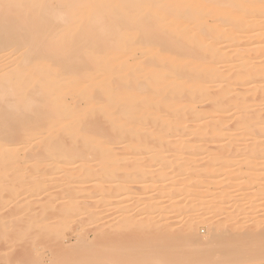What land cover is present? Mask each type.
<instances>
[{
	"label": "bare ground",
	"instance_id": "6f19581e",
	"mask_svg": "<svg viewBox=\"0 0 264 264\" xmlns=\"http://www.w3.org/2000/svg\"><path fill=\"white\" fill-rule=\"evenodd\" d=\"M252 38L255 49L244 51ZM263 38L264 0H0V207L18 186L30 193L24 203L27 215L20 221L26 230L14 235V215H0V249L15 244V237L18 243L27 238L33 225H40L33 232L45 230L49 240L83 208L91 212L93 202L81 205V194L76 193L58 207L66 215L63 220L60 217L59 224L49 227L53 218L49 214L56 216L57 208L37 214L36 219L33 210L38 202L32 198L46 192L41 205H51L57 200L56 186L75 188L84 181L93 183L82 188L88 199L103 190L100 175L110 165L105 151L118 137L142 136V146L162 147L169 141L153 134L200 133L199 129L202 134H229L239 126L244 136L252 138L251 145L257 144L264 132V110H248L264 100ZM253 52H261L254 62ZM231 60L240 63L227 65ZM254 76L259 78L255 83H262L260 92L244 99L233 95L234 86L245 85ZM232 120L233 125L227 124ZM190 121L194 125L188 128ZM26 148L25 155L15 157ZM11 156L14 161L8 162ZM54 170L61 175L53 176ZM258 207L251 206L254 218L253 209ZM127 224L123 232L130 226L138 228ZM140 225L142 234L143 229L149 233L143 238L139 234L140 239L135 234L129 264H174L175 257L176 264L264 258L263 231L259 245L252 235L253 243L245 241L248 235L244 237L238 227L205 243L195 234L194 223L175 238L168 226ZM210 226L221 228L217 223ZM43 241L24 247V255H32L28 261L16 263L1 255L0 259L5 257V264H46L35 257ZM79 242L89 246L84 262L72 263L60 254L49 263L105 264L107 254L93 253L97 243L84 236Z\"/></svg>",
	"mask_w": 264,
	"mask_h": 264
},
{
	"label": "rangeland",
	"instance_id": "374dc122",
	"mask_svg": "<svg viewBox=\"0 0 264 264\" xmlns=\"http://www.w3.org/2000/svg\"><path fill=\"white\" fill-rule=\"evenodd\" d=\"M241 35V33L238 35L239 38ZM255 41L253 38L248 41L246 46L243 47L244 51L254 50ZM250 42L252 43L250 44ZM251 55L255 57L252 61L254 62L259 60L261 52H253ZM228 63L226 62L227 65H233L240 62L231 60ZM258 79L256 76L250 77L247 84L234 86L233 95L239 99H244L254 93L257 94L260 92V86L262 85V83H255ZM225 84L224 82L221 85L224 86ZM216 89L210 88L209 90L214 92ZM263 110L264 100L260 102L258 107L250 108L248 112ZM206 112V110L201 111V113ZM233 122L235 120L229 121L227 124L233 125ZM189 123L190 125L186 124L188 128L192 124L194 125V122L190 121ZM261 127L264 129V124ZM240 129L239 126H233L229 134L224 132L202 134L200 129L198 130L200 133L190 132L186 129L188 132L184 130L185 133L162 132L153 134L155 137H163L169 141V144L162 147L142 146V136H136L132 139L128 136L118 137L108 144V149L105 151L108 154L106 159L110 165L108 170L106 169L100 175V178L104 176V188L95 191L92 196L94 198L84 197L85 192L82 191V188H87V185L93 184L90 182L88 184L87 181L78 182L79 186L75 188L72 185L56 186L52 191L55 192L57 200L51 205H41V202L44 203L47 196L46 192L41 191L39 195L32 198V201L38 202V204L35 202L37 205H34L35 209L33 210L36 214V217L35 214L33 217L36 219L39 218L37 214L42 215L41 212L48 211L50 208L53 211L56 207L58 211L62 206L60 203L62 204L64 200L66 202L67 200L70 201L69 199L79 192V195L81 194L79 200L81 205L86 202H93L91 212H85L86 209L83 208L80 211L81 214L70 219L68 225H65L66 228L61 232L57 231L51 236V239L49 237V240H47L45 230L43 233L33 232V227L39 228L40 225L34 226L31 224L33 225L32 234L21 240L20 243L15 241V237L12 241L15 242L16 246L10 244L2 247L0 255L5 256L8 260H15L16 263L28 261L32 255H24V247L35 240L41 239L44 240V243L41 242L40 246L36 248V259L42 257L47 264L52 261L51 259L64 254L70 262H84L90 253L88 251L89 246L82 245L79 242L80 238L84 236L89 242L101 245V247L95 245L98 248L96 249L97 252H94V248L93 253L98 257L99 254H107L103 258L105 264H129V261L133 260L131 255L134 257V254L129 251L132 247L130 245L135 243V234L139 238V234H141L139 236H142L149 233L145 229H143L145 233H141L142 229L139 226L144 222L163 227L168 226L167 229L173 236L186 230L190 223H194L195 234L208 243L216 240V236L221 238L222 235H228V232L231 234V231L236 227V229H240H238V232L241 231L240 233L244 237L248 235L245 241L249 240V243H251L252 240L257 242L258 239L257 244H261L262 240L259 238L261 235L259 232H264V132L258 143L251 145L252 138L244 136ZM26 152L27 148L21 150L15 157L25 155ZM15 157L11 156L7 161L12 162ZM171 161L172 165L167 167V162ZM163 164L165 165L163 166ZM161 166L165 168L162 169ZM18 167L23 169L25 166L20 165ZM60 172V170H54L53 176L61 175ZM8 174L11 176L10 179L14 180L13 174ZM73 174L74 177L79 175L76 171ZM98 178L99 176L96 179L98 180ZM7 183L4 182V184ZM25 190L26 187L23 185L16 187L13 191L16 198H13L14 195L8 197L9 200L3 203L2 208L0 207L2 217L7 218L9 215H14L17 222V228H15L17 233L14 231V235H19L20 231L23 230L20 221L24 215H27L24 203L29 198L30 193L26 194ZM6 193L3 196L12 195V193ZM155 203L156 205H154ZM253 204L259 205L258 208L253 209L257 211L256 219L253 217L254 215H251ZM182 206L188 209L182 208ZM58 212L56 216L50 212L49 215H52L53 218L47 222L49 227L56 226L59 224L60 217L62 221V217L66 216L63 212H60V214ZM91 216L94 223H89ZM33 217L32 220L35 219ZM125 221L130 225L135 224V227L138 228L134 229V226H130L124 229L125 232H123ZM210 223H217L221 228L216 230L210 226ZM254 223L258 226L256 225V227ZM29 224H24V228L25 225ZM254 226L256 228L261 227L260 229L263 230L256 229V231ZM252 230L255 231L250 232ZM248 232L252 233L250 237ZM251 235L254 237L253 239ZM175 236L172 238H175ZM262 245L264 246V244H261L260 247ZM248 246L251 248L249 244ZM252 246L254 251L258 250V248H255L257 246ZM125 247H128V253H125ZM123 249L125 251H122ZM114 250H117V253ZM113 254L116 255L113 256ZM5 257L0 259V264H5ZM175 259L177 258L175 257ZM174 260L173 262L176 264L178 259ZM189 261L190 258L184 260L185 263ZM194 264L221 263H207L206 260H199ZM233 264H264V258L242 259Z\"/></svg>",
	"mask_w": 264,
	"mask_h": 264
}]
</instances>
